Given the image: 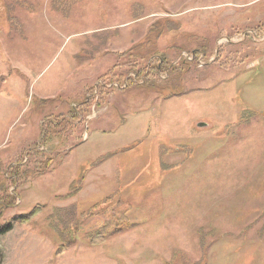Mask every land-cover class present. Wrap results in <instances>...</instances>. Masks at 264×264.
<instances>
[{"label":"rangeland","instance_id":"obj_1","mask_svg":"<svg viewBox=\"0 0 264 264\" xmlns=\"http://www.w3.org/2000/svg\"><path fill=\"white\" fill-rule=\"evenodd\" d=\"M10 223L3 264H264V0H0Z\"/></svg>","mask_w":264,"mask_h":264},{"label":"trees","instance_id":"obj_2","mask_svg":"<svg viewBox=\"0 0 264 264\" xmlns=\"http://www.w3.org/2000/svg\"><path fill=\"white\" fill-rule=\"evenodd\" d=\"M13 228L12 224H8L6 226H3L0 228V235H4L6 233H8L9 231H11ZM0 264H3V254H2V250L0 248Z\"/></svg>","mask_w":264,"mask_h":264},{"label":"water","instance_id":"obj_3","mask_svg":"<svg viewBox=\"0 0 264 264\" xmlns=\"http://www.w3.org/2000/svg\"><path fill=\"white\" fill-rule=\"evenodd\" d=\"M201 126H204L203 124H200Z\"/></svg>","mask_w":264,"mask_h":264}]
</instances>
